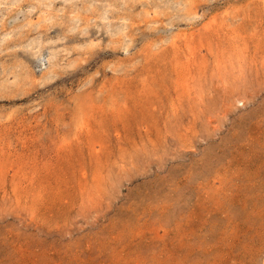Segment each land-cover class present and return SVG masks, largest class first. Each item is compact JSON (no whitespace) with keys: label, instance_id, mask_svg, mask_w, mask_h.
I'll use <instances>...</instances> for the list:
<instances>
[{"label":"rangeland","instance_id":"1","mask_svg":"<svg viewBox=\"0 0 264 264\" xmlns=\"http://www.w3.org/2000/svg\"><path fill=\"white\" fill-rule=\"evenodd\" d=\"M0 264H264V0H0Z\"/></svg>","mask_w":264,"mask_h":264},{"label":"bare ground","instance_id":"2","mask_svg":"<svg viewBox=\"0 0 264 264\" xmlns=\"http://www.w3.org/2000/svg\"><path fill=\"white\" fill-rule=\"evenodd\" d=\"M104 14H102V18H104V15H105V10H104V12H103Z\"/></svg>","mask_w":264,"mask_h":264}]
</instances>
